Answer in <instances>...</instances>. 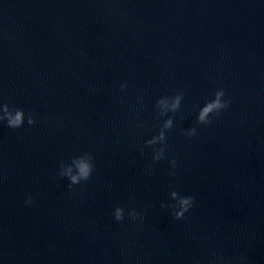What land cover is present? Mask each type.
Returning a JSON list of instances; mask_svg holds the SVG:
<instances>
[{
	"label": "water",
	"instance_id": "95a60500",
	"mask_svg": "<svg viewBox=\"0 0 264 264\" xmlns=\"http://www.w3.org/2000/svg\"><path fill=\"white\" fill-rule=\"evenodd\" d=\"M221 88L230 107L197 125ZM4 102L26 118L0 123V264H264V0H0ZM84 153L69 188L60 164ZM172 191L194 197L183 220Z\"/></svg>",
	"mask_w": 264,
	"mask_h": 264
},
{
	"label": "clouds",
	"instance_id": "9594fccd",
	"mask_svg": "<svg viewBox=\"0 0 264 264\" xmlns=\"http://www.w3.org/2000/svg\"><path fill=\"white\" fill-rule=\"evenodd\" d=\"M128 85L123 83L120 85L121 91H125ZM226 93L224 89H217L213 93V98L204 103L197 114V125L210 126L213 120L210 118L212 116H219L223 110H226L231 105L230 99H224ZM184 99L183 92H177L174 96H163L156 103V110L159 117H164L168 113H177L180 110L181 103ZM142 100V98H141ZM140 109H137L139 111ZM25 111L21 108L10 106L8 103H0V123L6 122V126L11 129L21 128L25 122ZM35 113H29L27 115V124H35ZM139 126V125H138ZM173 128V118L168 117L165 119L155 136L151 139L145 141L146 146L152 147L153 163L165 159V153L167 151V136L166 132L171 131ZM183 135L191 138L197 135V128L192 127L187 131L183 132ZM159 145V147H156ZM142 151V150H141ZM94 157L90 153H84L82 155L73 157L70 163L65 164L61 162L60 171L58 175L60 177H66L69 180L68 187L72 188L74 185L81 184L82 182H87L92 178V173L95 170ZM173 169H175L176 161L173 159L170 161ZM170 176H175V171L169 173ZM170 197L175 201L174 204L167 205L171 209L170 214L175 220L185 219V213L189 212L194 204L193 196L181 195L176 191L170 193ZM28 203H31V197L28 199ZM164 203L161 204V208H165ZM114 218L118 222H123L125 220V209L122 207H116L114 209ZM127 216L133 221H139L142 219L141 213L135 208L130 209L127 212ZM210 264H230V262L225 261L222 257L214 255Z\"/></svg>",
	"mask_w": 264,
	"mask_h": 264
}]
</instances>
